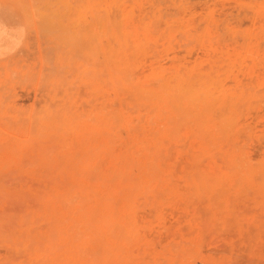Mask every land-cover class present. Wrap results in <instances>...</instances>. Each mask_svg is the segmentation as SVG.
<instances>
[{
    "label": "rangeland",
    "instance_id": "374dc122",
    "mask_svg": "<svg viewBox=\"0 0 264 264\" xmlns=\"http://www.w3.org/2000/svg\"><path fill=\"white\" fill-rule=\"evenodd\" d=\"M0 217V264H264V0H0Z\"/></svg>",
    "mask_w": 264,
    "mask_h": 264
},
{
    "label": "bare ground",
    "instance_id": "6f19581e",
    "mask_svg": "<svg viewBox=\"0 0 264 264\" xmlns=\"http://www.w3.org/2000/svg\"><path fill=\"white\" fill-rule=\"evenodd\" d=\"M80 25H81V24H80ZM80 28H81V27H80ZM82 30H83V29H82ZM81 32H82V31H81ZM81 35H82V34H81ZM156 154H157V152H156ZM153 156H154V155H153ZM120 158H121V156H119V159H120ZM155 158H156V157H154L153 159H155ZM158 158H160V160H161V156H160V155L158 156ZM121 159H122V158H121ZM131 159H133V158H131ZM122 161H124V160H122ZM120 162H121V161H120ZM128 162H129V161H128ZM131 162H132V160H131L129 163H131ZM152 162H154V160H153ZM118 163H119V162H115L116 165H117ZM121 163H122V162H121ZM135 163H136V162H134V164H135ZM154 163H155V162H154ZM123 164H124V163H123ZM134 164H133V165H134ZM136 164H137V163H136ZM136 164H135V165H136ZM148 164H149V165H148ZM148 164H147V165L150 166V163H148ZM112 165H113V164H112ZM119 165H120V163H119ZM125 165H126V164H125ZM135 165H134V167H135ZM153 166H154V164H153ZM123 168H124V167H123ZM127 168H128V166H127ZM152 168H153V167H152ZM156 168H157V167H156ZM156 168H155V169H156ZM128 169H129V168H128ZM132 170H133V169H132ZM119 171H120V169H119ZM119 171H118V173L120 174L121 172H119ZM125 171L127 172V169H126ZM125 171H124V172H125ZM124 174H125V173H124ZM99 175H100V174H99ZM113 175H115V174L113 173ZM117 175H118V174H117ZM117 175H116V176H117ZM119 176H120V175H119ZM121 176L123 177V175H121ZM114 177H115V176H114ZM124 177H125V175H124ZM124 177H123V178H124ZM128 177H129V176H128ZM130 177H131V176H130ZM98 178H99V177H98ZM110 178H111V177H110ZM123 178H122V179H123ZM124 179H125V178H124ZM85 180H86V179H85ZM93 180H94V179H93ZM99 180H100V179H99ZM99 180H98V181H99ZM110 180H111V179H110ZM112 180H115V178H114V179L112 178ZM89 181H90V180H89ZM89 181H88V182H89ZM94 181H95V180H94ZM122 181H123V180H122ZM130 181H131V180H130ZM77 182H78V181H77ZM105 182H106V181H105ZM107 182H108V181H107ZM127 182H129V181L127 180ZM79 183H80V182H79ZM131 183H132V182H131ZM81 185H82V184H81ZM110 185H111V184H110ZM134 185H135V184H134ZM102 186H103V185H102ZM135 186H136V185H135ZM85 187L87 188V187H88V184H87V186H85ZM109 187H110V186H109ZM79 188H81V187H79ZM89 188H90V187H89ZM100 188H101V186H100ZM111 188H112V187H111ZM137 188H138V187H137ZM108 189H109V188H108ZM122 189H123V188H122ZM128 189H129V188H128ZM82 190H83V189H82ZM85 190H86V189H85ZM88 190H89V191H92V190H90V189H88ZM111 190H112V189H111ZM126 190H127V189H126ZM80 191H81V190H80ZM121 191H122V190H121ZM133 191H134V190H133ZM133 191H132V192H133ZM95 192H96V191H95ZM95 192H91V193H95ZM99 192H100V191H99ZM70 194L72 195V193H70ZM78 194H79V193H78ZM118 194H119V193H118ZM131 194H132V193H131ZM71 195H70V196H71ZM81 195H82V194H81ZM111 195H112V194H111ZM119 195H120V194H119ZM65 196H66V195H65ZM68 196H69V195H68ZM70 196H69V197H70ZM96 196L98 197V194H97ZM96 196H95V197H96ZM102 196H103V195H102ZM102 196H101V195L99 196V198L101 197V198H100L101 201H102ZM66 197H67V196H66ZM97 197H96V200L98 199ZM88 198H89V197H88ZM130 198H131V197H130ZM65 199H68V198H65ZM100 199H99V200H100ZM104 199H108V197H107V198L105 197ZM120 199H121V198H120ZM125 199H126V198H125ZM89 200H90V199H89ZM108 200H109V199H108ZM110 200H111V197H110ZM113 200H114V199H113ZM118 200H119V199H118ZM65 201H66V200H65ZM86 201H88V200H86ZM106 201H107V200H106ZM111 201H112V200H111ZM120 201H121V200H120ZM126 201H127V200H126ZM78 202H79V201H78ZM84 202H85V201H84ZM116 202H117V201H116ZM129 202H130V201H129ZM80 203H81V202H80ZM85 203H86V202H85ZM90 203H91V201H90ZM106 203H107V202H106ZM127 203H128V201H127ZM96 204H97V202H96ZM111 204H112V203H111ZM83 205H84V203H83ZM91 205H92V204H91ZM117 205H118V204H117ZM70 206H71V205H70ZM92 206H93V205H92ZM95 206H96V205H95ZM108 206H110V205H108ZM114 206H115V205H114ZM124 206H125V205H124ZM79 207H80V208H78V211H79V209H81V211L84 209V207L81 208L80 205H79ZM85 207H86V205H85ZM87 207H88V206H87ZM98 207H99V206H98ZM111 207H112V206H111ZM67 208H68V207H67ZM71 208H72V207H71ZM74 208H75V207H74ZM108 208H109V207H108ZM113 208H114V207H113ZM113 208H112V209H113ZM116 208H117V207H116ZM68 209H69V208H68ZM75 209H76V208H75ZM89 209H90V208H89ZM103 209H104V208H103ZM110 209H111V208H110ZM105 210H106V209H105ZM114 210H115V209H113V211H114ZM94 211H95V210H94ZM96 211H97V210H96ZM99 211H101V210H99ZM108 211H109V210H108ZM129 211H130V210H129ZM83 212H84V210H83ZM85 212H86V211H85ZM97 212H98V211H97ZM97 212H96V214L93 213V211L90 212V213H93L92 215H94V214H95V215H98L99 212H98V213H97ZM111 212H112V211H111ZM79 213H80V212H79ZM87 213H89V212H87ZM101 213H102V212H101ZM114 213L116 214V211H115ZM114 213H113V214H114ZM67 214H68V213H67ZM82 214H83V213H82ZM82 214H81V215H82ZM84 214H85V213H84ZM134 214L136 215L135 212H134ZM81 215H80V216H81ZM89 215H90V214H89ZM95 215H94V217H95ZM100 215H101V214H100ZM66 216H67V215H66ZM85 216H86V215H84V217H85ZM101 216H103V218L105 217L104 214L101 215ZM81 217L84 219L83 216H81ZM81 217H80V218H81ZM92 217H93V216H92ZM0 218H1L0 221L3 220L2 217H0ZM66 218H67V217H66ZM70 218H71V217H70ZM110 218H111V217H110ZM115 218H116V216H115ZM125 218H126V217H125ZM127 218H128V217H127ZM86 219H87V218H86ZM88 219L90 220V221H89V222H90V225H92L93 223H95V225H96V223L99 222V220H98V222H96V221H93V222H92L90 218H88ZM104 219H105V220H104ZM104 219L100 220V221H103V220H104V222H103V223L101 222V224H100L101 226L98 227V228H101L102 225H103L102 228L107 229L108 237H110L109 239L115 241L114 244H115L116 246H117V243H116L117 241L119 242V241L122 240V239H124V240H126V241L131 240V238H130V239H129V238L127 239L128 236H126V235L124 234V232H123V231H124V228H122L123 226L120 225L119 221H115V220H116V219H115V220H114V221H115L114 223L118 222V224L116 223V225H113L114 223L112 224L111 221H109V222H108V221L105 222L106 219H107V220L109 219L108 217H107V218H104ZM113 219H114V217H113ZM119 219H120V217H119ZM122 219H123V218H122ZM131 219H132V218H131ZM67 220L69 221V219H67ZM117 220H118V218H117ZM134 220H135V218H134ZM65 221H66V220H65ZM76 221H77V220H76ZM84 221H85V220H84ZM87 221H88V220H87ZM125 221H126V219H125ZM1 222H3V221H1ZM1 222H0V223H1ZM79 222H80V220H79ZM82 222H83V221H82ZM82 222H81V223H82ZM85 222H86V221H85ZM85 222H84V223H85ZM89 222H88V223H89ZM91 222H92V224H91ZM127 222H128V221H127ZM127 222H125V224H126ZM130 222H131V221H130ZM133 222H134V221H133ZM64 223H65V222H64ZM70 223H72V222H70ZM88 223L86 222V225H88ZM136 223H138V222H136ZM73 224H75V221L71 224V225L73 226V229H71V232H72V230H74V228H76V231L79 230V229L77 228V226L74 227ZM82 224H83V223H82ZM123 224H124V221H123ZM3 225H4V224H3ZM3 225H0V228H1ZM71 225H69L70 228H71ZM76 225H78V224H76ZM86 225L84 224V227H83V228H86V229L89 231L90 225H89V228H88V227H85ZM95 225H94V227H96ZM117 225H118V226H117ZM131 225H132V223H131ZM137 225H138V224H137ZM69 226H67V227H68L67 232H68V230L70 229ZM79 226L82 227L81 225H78V227H79ZM113 226H114V227H113ZM116 226H117V227H116ZM120 226H121V227H120ZM125 226H126V225H125ZM127 226H128V225H127ZM63 227H64V226H63ZM80 227H79V228H80ZM92 227H93V226H92ZM115 227H116L117 229L119 228L120 230H119V229L116 230ZM134 227H135V224H134ZM129 228H131V226H129ZM93 229H94V228H93ZM121 229H123V230L121 231ZM125 229H126V227H125ZM127 229H128V228H127ZM131 229L133 230V228H131ZM87 230L84 229L83 232H82V230H81V231L79 230V232H81V233H79V232H78V233L81 234V235H79L77 232H75V233L78 234V235L76 234L78 237L80 236L79 239L76 237L75 234H74L75 236L73 235V237H74V238H77V240H80V238H83V237H84V239L89 238V237H86V236H83V235H82V234H84V232H88ZM103 230H104V229H103ZM103 230H102V232H103ZM97 231L99 232V235H100V231H101V229H100V231H99V229H98V230H96V232H92V233H98ZM105 231H106V230H105ZM125 231H126V230H125ZM90 232H91V230L89 231V233H90ZM107 232H106V234H107ZM73 233H74V232H73ZM125 233H126V232H125ZM127 233H128V230H127ZM128 234H129V233H128ZM134 234H135V233H134ZM67 235H68V233H67ZM86 235H87V234H86ZM96 235H98V234H96ZM96 235H95V236H96ZM99 235H98V236H99ZM102 235H103V233H102ZM102 235H101V236H102ZM104 235H105V234H104ZM124 235H125L126 237H124ZM81 236H82V237H81ZM89 236H90V235H89ZM95 236H93V238H94ZM101 236H99L100 239L97 238V239L99 240V243H97V244H98V247L100 246L99 244H103V245L106 244V245H107V242H106V243L103 242V241L105 240L104 238H105L106 236H105V237L102 236L103 238H101ZM129 236H130V234H129ZM70 237L72 238V236H70ZM96 237H97V236H96ZM134 237H135V236H134ZM68 238H69V235H68ZM93 238L91 239V243H90V240H89L90 238L87 239L89 244H92V243H93V241H94ZM125 238H126V239H125ZM132 238H133V237H132ZM102 239H103V240H102ZM66 240H67V242H66V244H67V243H68V239H66ZM69 240H70V239H69ZM71 240H75V239H71ZM87 240H86V241H87ZM92 240H93V241H92ZM98 240L94 241V244H95L96 242H98ZM100 240H102L103 243H100V242H101ZM107 240H108V239H107ZM82 241H83V240H82ZM86 241L84 240L83 242L85 243ZM122 241H123V240H122ZM122 241H121V242H122ZM131 241H132V240H131ZM73 242H74V241H73ZM79 242H80V241H79ZM109 242H110V241H109ZM124 242H125V241H124ZM124 242H123V244H124ZM129 242H130V241H129ZM104 243H105V244H104ZM70 244H73V243H70ZM85 244H86V243H85ZM108 244H109V243H108ZM75 245H77V244H75ZM78 245H79V244H78ZM103 245H101V246H103ZM126 245H127V247H128L129 244H127V242H126ZM82 246H83V244H82ZM92 246H93V244H92ZM92 246H91V247H92ZM71 247H73V246H71ZM78 247H79V246H78ZM78 247H77V248H78ZM93 247L98 248V247H96L95 245H94ZM119 247H120V245L117 246L118 249H117V248L115 249V247H114V249H113L114 252H115V250H116V252H117V250H119V252H120V249H121L122 247H121V248H119ZM66 248H67V247H66ZM106 248H107V246H106ZM106 248H105V249H106ZM108 248L112 250L111 247H108ZM78 249H79V250H78ZM78 249H77V252L79 251L78 253H79L80 255H82V254H81V252H82V248L79 247ZM88 249H89V247H88ZM88 249L86 250V248H84L85 253H88ZM98 249H99V248H98ZM98 249H97V251H96L97 254H98L99 252H103V253H104V251H101V250L98 251ZM101 249H102V248H101ZM72 250H73V249H72ZM106 250H107V249H106ZM122 250H124V249H122ZM109 251H110V250H109ZM64 252H65V251H64ZM69 252H70V251H69ZM69 252L67 251V253H69ZM71 252H72V251H71ZM75 252H76V251H75ZM75 252H74V253H75ZM89 252H90V251H89ZM96 252H95V254H94V252H92L93 255H95V257H93V259L95 260V263H93V264H97L96 261H98V260H99V261H100L101 259L104 260L103 257H104L105 255H104L103 253H101V254H103V255H102L103 257H102V256L99 255V254H100V253H99L98 256H96V255H97ZM126 252H127V251H126ZM107 253L110 254V252H107ZM121 253H125V252H121ZM83 254H84V252H83ZM88 254H91V253H88ZM109 254H107L108 258H107V256H106L107 259H111V258H112V253L110 254L111 256H109ZM115 254H116V253H115ZM64 255H65V254H64ZM69 255H70V254H68V256H69ZM80 255H79V256H80ZM113 255H114V254H113ZM122 255H123V254H122ZM83 256H84V255H83ZM99 256H100V258H99ZM115 256H116V255H115ZM125 256H126V255H125ZM65 257H66V256H65ZM85 257L88 258V256H85ZM89 257H92V256L90 255ZM96 257H98L99 259L96 258ZM118 257H119V258H122L121 255H120V256L117 255V259H118ZM67 258H69V257H67ZM74 258H75V257H74ZM74 258H73V259H74ZM87 258H86V259H87ZM106 258H105V259H106ZM114 258H115V257H114ZM89 259H90V258H89ZM97 259H98V260H97ZM107 259H106V261H108ZM65 260H67V259H65ZM68 260H69V259H68ZM68 260H67L65 263H67ZM84 260H85V259H84ZM91 260H92V259H91ZM94 260H93V262H94ZM99 261H98V264L101 263V261H100V263H99ZM104 261H105V260H104ZM112 261H114V260H112ZM69 262H70V261H69ZM110 262H111V261H110ZM110 262H109V263H110ZM76 263H77V262H76ZM85 263H87V261H85ZM85 263H84V264H85ZM88 263H89V264H92V263H90V262H88ZM68 264H69V263H68ZM79 264H80V263H79ZM101 264H103V263H101ZM104 264H105V263H104ZM107 264H108V263H107ZM111 264H113V263H111Z\"/></svg>",
    "mask_w": 264,
    "mask_h": 264
}]
</instances>
